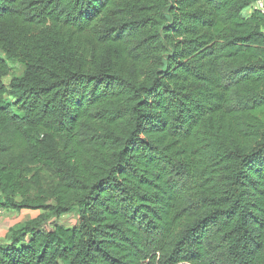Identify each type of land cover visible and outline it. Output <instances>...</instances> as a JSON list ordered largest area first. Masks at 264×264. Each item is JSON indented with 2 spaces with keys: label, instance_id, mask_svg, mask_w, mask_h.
I'll list each match as a JSON object with an SVG mask.
<instances>
[{
  "label": "trees",
  "instance_id": "1",
  "mask_svg": "<svg viewBox=\"0 0 264 264\" xmlns=\"http://www.w3.org/2000/svg\"><path fill=\"white\" fill-rule=\"evenodd\" d=\"M257 1L0 0V264H264Z\"/></svg>",
  "mask_w": 264,
  "mask_h": 264
},
{
  "label": "rangeland",
  "instance_id": "2",
  "mask_svg": "<svg viewBox=\"0 0 264 264\" xmlns=\"http://www.w3.org/2000/svg\"><path fill=\"white\" fill-rule=\"evenodd\" d=\"M246 14L245 16H247ZM0 54L4 57V54L0 52ZM8 64L11 68L8 76L4 79V83L7 87H10V83L15 78H21L25 73V66L21 63L14 62L8 60ZM6 100L8 103L12 104L14 101L11 99L10 96H6ZM31 211H23V212H6L3 217H0V230H3L0 233V244L5 245L8 242V236L10 235V231L19 228L22 224L30 221L31 218ZM36 217L41 214V212H35ZM34 217V218H36ZM33 218V219H34ZM15 221V226L8 230V224L10 221ZM79 215L77 213H70L69 215L63 217L59 222L58 225L65 228V229H73L76 228L78 225ZM12 224V223H11ZM13 225V224H12Z\"/></svg>",
  "mask_w": 264,
  "mask_h": 264
},
{
  "label": "built area",
  "instance_id": "3",
  "mask_svg": "<svg viewBox=\"0 0 264 264\" xmlns=\"http://www.w3.org/2000/svg\"><path fill=\"white\" fill-rule=\"evenodd\" d=\"M253 11L254 13H260L264 15V0H258L253 4ZM6 210L0 208V217H3L6 214Z\"/></svg>",
  "mask_w": 264,
  "mask_h": 264
},
{
  "label": "crops",
  "instance_id": "4",
  "mask_svg": "<svg viewBox=\"0 0 264 264\" xmlns=\"http://www.w3.org/2000/svg\"><path fill=\"white\" fill-rule=\"evenodd\" d=\"M246 14H248L246 17H249V16H251L252 14H254V11H253V4L248 8V9H246L245 11H244V13H243V15L245 16ZM31 218L33 219L34 217H36V214H35V212L34 211H31ZM15 221L16 220H13V221H10L9 222V224H8V230H10V228H12L13 226H15ZM13 225H12V224ZM2 231L3 230H0V233H2Z\"/></svg>",
  "mask_w": 264,
  "mask_h": 264
}]
</instances>
